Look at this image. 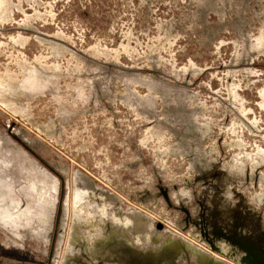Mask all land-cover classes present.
<instances>
[{"label":"rangeland","instance_id":"374dc122","mask_svg":"<svg viewBox=\"0 0 264 264\" xmlns=\"http://www.w3.org/2000/svg\"><path fill=\"white\" fill-rule=\"evenodd\" d=\"M1 8V143L53 188L43 228L0 226V264H128L86 255L113 229L180 243L174 264H242L235 236L264 251V0Z\"/></svg>","mask_w":264,"mask_h":264},{"label":"bare ground","instance_id":"6f19581e","mask_svg":"<svg viewBox=\"0 0 264 264\" xmlns=\"http://www.w3.org/2000/svg\"><path fill=\"white\" fill-rule=\"evenodd\" d=\"M0 101L4 104H7L6 101H3L0 99ZM28 180H32L34 183L37 184V189H30L28 188L29 183ZM18 181V182H17ZM0 195L7 200V201H16V199L22 200V206L21 211L22 213L18 212V218L15 219L13 213V208H16L15 205H12L11 203L7 206H9V213L4 214L8 218H5L3 223H0V226L7 229L10 232L17 233L18 228L11 227L13 226V222H18L19 219L23 222H31V220L36 219L37 222L41 221V218L43 217V214L46 209L47 203H50V197H51V185H49L44 175L40 173L32 162H29L27 157L21 152V151H13L10 153V150H7L5 146L1 143L0 138ZM4 184V185H3ZM21 184V186H20ZM18 189V191H16ZM85 195L78 194L76 198V202L81 201L84 198ZM33 197L36 200V203H38L37 207L33 209V204H31V201L33 200ZM25 203V206L24 204ZM30 206V207H29ZM39 214L41 216L40 219L34 218V214ZM21 214V215H20ZM4 219V218H3ZM129 219H133L135 221L134 226L137 228V231H148V225L143 220H136V218L132 215H129ZM5 222V223H4ZM87 225H91V223L88 221L86 222ZM9 225V226H8ZM86 225V226H87ZM120 235L121 240L117 241L116 236ZM123 245H126L128 250L123 251L124 255H117V257H122L123 259H130V252L131 250L135 251L134 246L131 244L130 240L128 239L127 235L113 229V231L110 232L108 236H103L102 241L100 245L96 246L95 244H92V246L89 245L85 247L86 255L92 257L93 260H97L99 258L93 257L92 253L99 252L101 255H105V257H109L111 255H115L116 252H120V249L123 247ZM169 251L170 255L174 254L177 257H175V261H180L181 258H183L182 254V245L179 244H170L169 245ZM98 257L97 255H95ZM197 260L199 261V264H208V259L206 256L202 254H196ZM261 258H264L261 257ZM173 260V259H172ZM171 256H170V261ZM264 259H260L258 262H255V264H264ZM242 264H250V263H244ZM254 264V263H251Z\"/></svg>","mask_w":264,"mask_h":264},{"label":"flooded vegetation","instance_id":"af4514ba","mask_svg":"<svg viewBox=\"0 0 264 264\" xmlns=\"http://www.w3.org/2000/svg\"><path fill=\"white\" fill-rule=\"evenodd\" d=\"M4 11L3 9L1 8L0 9V16L3 15ZM30 77L27 79V83H28V86H33L31 84L35 83V81L37 79H35V76L36 75L34 72L30 73ZM38 82V80H37ZM0 99L3 100V101H6L5 100V93H3L1 90H0ZM50 200H51V197H50ZM45 212H46V209H45ZM45 212L43 214V217L45 215ZM43 217L41 218V221H38L36 219L32 220L33 223H36L37 225H35L37 228H43ZM87 225V224H86ZM238 225V223H237ZM34 227V226H32ZM86 227H89V225H87ZM242 227V225H241ZM136 230H138L137 228H135ZM150 234H151V241L152 242H155L158 243L159 242V238L160 236H158V234L156 233H151L152 231H149ZM236 232V230L234 231ZM234 235H239L236 233H233ZM240 236V235H239ZM246 238V237H245ZM245 238H237V236L234 237V240H236L239 244V247L240 248H244V249H248L249 253L251 254L249 257V260L248 259H245L243 262L244 263H254L255 262H258L260 259H264V258H261L264 256V251L263 250H260V252H257V251H254V249L256 248L255 245L251 244V243H254L251 239L247 238L245 240ZM116 239L117 241L121 240V237L120 235L116 236ZM76 240H79L78 236H76ZM102 241V237L96 239V241L94 242V244L96 246L100 245ZM218 242H220L219 244V247H220V251L224 250L226 252L227 251V247L226 245L224 244L225 241L224 240H221L220 238L217 239ZM170 244H179L178 242H174L172 239H165L162 243L159 244V247L155 249V251H150V250H143V252H136V249L135 251L131 250L130 252V259H128V264H162V261H168L170 264H174L175 263V257H177L176 255L174 254H171L170 255V251H169V245ZM258 245V243H256V246ZM86 246H84L85 248ZM125 250H128L126 245H123V247L120 249V252H116V256L117 255H124L123 251ZM93 257L95 258H98L96 257L95 255H101L99 252H95L92 253ZM170 256H171V260L170 261ZM120 258V257H119ZM121 259H123L121 257ZM116 261V260H115ZM264 262V261H263Z\"/></svg>","mask_w":264,"mask_h":264},{"label":"crops","instance_id":"0c3cea01","mask_svg":"<svg viewBox=\"0 0 264 264\" xmlns=\"http://www.w3.org/2000/svg\"><path fill=\"white\" fill-rule=\"evenodd\" d=\"M30 181H32V180H28V182H30ZM18 182V181H17ZM0 185H2V184H0ZM4 185V184H3ZM20 186H21V184H20ZM28 188H30V189H37L38 188V186H37V184L36 183H34L33 181L31 182V183H29V186H28ZM16 191H18V189L16 190ZM12 204V205H15V207L16 208H13V211H14V209H15V211L13 212V213H15L16 212V214H14V217H16L15 219L17 220V218H18V212L19 213H22V211H21V206H22V200H21V196H20V199L18 200V199H16V201H12V202H10V201H7V200H5L3 197H2V195H0V221L3 223V221L5 220V218H8L7 216H5L4 214H7V213H9V212H7V211H9V206H7V205H9V204ZM24 204V206H25V203H23ZM31 204H33V209H35L36 207H37V205H38V203H36V200H35V198L33 197V200L31 201ZM30 207V206H29ZM21 215V214H20ZM4 218V219H3ZM35 218V217H34ZM34 220V219H33ZM0 222V223H1ZM5 223V222H4ZM13 224V226H11V227H14V228H19V227H25V226H28V225H30V226H35V225H37L36 223H33L32 222V220H31V222H23V221H21V219H19L18 220V222H13L12 223ZM9 226V225H8Z\"/></svg>","mask_w":264,"mask_h":264}]
</instances>
